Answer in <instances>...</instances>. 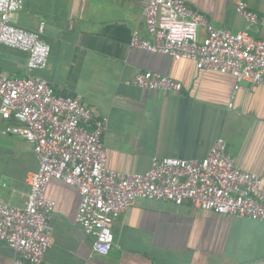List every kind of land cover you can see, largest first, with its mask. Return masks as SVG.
Wrapping results in <instances>:
<instances>
[{"label": "crops", "instance_id": "crops-1", "mask_svg": "<svg viewBox=\"0 0 264 264\" xmlns=\"http://www.w3.org/2000/svg\"><path fill=\"white\" fill-rule=\"evenodd\" d=\"M185 1L216 27L237 32L249 26L255 37H264V0H247L258 15L252 25L236 12L235 0ZM145 4L24 0L12 23L29 30L43 23L42 37L51 50L47 67L34 74L108 118L102 141L111 169L143 173L156 156L201 158L222 137L236 164L264 179V85L238 82L231 74L200 69L191 59L133 46L135 33L151 38ZM204 35L200 27L199 37ZM26 62L25 52L0 46L1 71L27 77ZM140 70L168 75L183 89L138 87L132 79ZM8 122L0 113V199L22 206L38 160L31 142L5 132ZM46 195L56 202L48 264H264V220L139 198L115 220L113 248L100 255L76 219L78 189L53 178ZM17 256L0 242V264H14Z\"/></svg>", "mask_w": 264, "mask_h": 264}, {"label": "built area", "instance_id": "built-area-1", "mask_svg": "<svg viewBox=\"0 0 264 264\" xmlns=\"http://www.w3.org/2000/svg\"><path fill=\"white\" fill-rule=\"evenodd\" d=\"M23 7L24 0H0V46L25 52L29 72L27 77H12L0 70V113L9 121L5 132L31 142L38 160V169L27 178L24 205L0 199V242L18 253L14 264H48L56 202L46 189L53 178L78 189L76 219L92 237V251L100 255L113 248L115 220L139 198L264 220V179L241 169L222 137L201 158L156 156L143 173L111 169L102 141L108 118L78 98L59 94L34 74L47 67L51 48L42 37L43 23L37 30L12 23V15ZM235 10L249 25L257 23L247 0H235ZM144 16L151 38L135 33L133 46L191 59L200 69L231 74L238 82L264 85V37H255L249 26L237 32L216 27L185 0H146ZM169 16L182 25L181 37H173L165 26ZM200 27L205 28L202 38ZM132 83L147 90L183 89L180 81L151 70L136 72Z\"/></svg>", "mask_w": 264, "mask_h": 264}, {"label": "clouds", "instance_id": "clouds-1", "mask_svg": "<svg viewBox=\"0 0 264 264\" xmlns=\"http://www.w3.org/2000/svg\"><path fill=\"white\" fill-rule=\"evenodd\" d=\"M165 26L171 29V34L173 37L179 38L183 35V28L180 25L174 16H169L165 20Z\"/></svg>", "mask_w": 264, "mask_h": 264}]
</instances>
